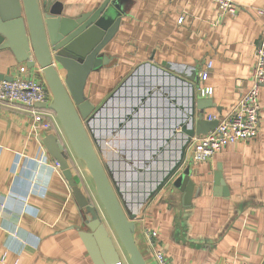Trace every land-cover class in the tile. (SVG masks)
I'll list each match as a JSON object with an SVG mask.
<instances>
[{
  "label": "crops",
  "instance_id": "0c3cea01",
  "mask_svg": "<svg viewBox=\"0 0 264 264\" xmlns=\"http://www.w3.org/2000/svg\"><path fill=\"white\" fill-rule=\"evenodd\" d=\"M37 1L46 2L60 16L74 18L104 0ZM234 2L236 12L230 14L212 0L109 1L103 14L111 19L109 25H116L98 52L101 63L85 78L83 95L98 107L101 120L115 123L99 124V137L112 141L109 148L104 141L99 159L116 161L120 185L152 160L148 167L168 164L179 145L180 125L171 128L176 119L172 118L186 111L191 86L194 97H209L213 103L200 110L202 116L218 120L251 85L263 28L255 9L264 0ZM209 60V73L202 80L199 71ZM0 74L44 82L39 68H27L9 48L0 47ZM192 74L194 80L188 76ZM201 86H210L211 94L201 95ZM143 89L147 92L140 98L136 90ZM257 99L255 136L226 143L197 163L191 161L190 139L180 164L149 197L134 204V189L121 193L129 194V200L121 201L127 212L134 213L133 238L148 264H158L155 248L172 264H264V85ZM128 111L131 117L125 116ZM56 120L58 132L54 126L33 128L29 108L0 103V264H95L80 234L88 230L85 213L43 138L53 133L70 152L72 176L84 194L85 188L94 191L93 181L85 166H79L82 162ZM187 165L192 169L188 202L173 185ZM123 169L131 171L120 172ZM106 228L115 242L112 227ZM150 230L155 231L152 238L147 237ZM123 254L122 250V264H129Z\"/></svg>",
  "mask_w": 264,
  "mask_h": 264
},
{
  "label": "water",
  "instance_id": "95a60500",
  "mask_svg": "<svg viewBox=\"0 0 264 264\" xmlns=\"http://www.w3.org/2000/svg\"><path fill=\"white\" fill-rule=\"evenodd\" d=\"M109 1L104 0L93 11L70 18L60 16L46 2L39 5L37 0H0V47L9 48L16 60L24 62L27 68H39L52 97L49 103H36L35 106L54 112L68 146L84 163L93 181L100 206L76 185L69 164L70 152L61 140L53 133L43 138L47 153L57 163L77 206L85 213L84 223L88 230L80 234L94 263L122 264L120 255L123 250L130 264H148L133 238L134 213L125 210L120 194L132 188L136 191V196H133L135 202L140 203L149 197L180 164L191 137L213 129L218 120L202 116L200 110L213 103L209 97H194L191 86L190 103L184 106L186 111L175 115L176 119L170 125L173 128L178 124L180 130L177 134L179 145L168 164L154 168L147 166L140 172L136 171L127 184L113 186L93 143L96 138L92 123L98 109L83 95L85 78L101 63L98 52L116 25H109L111 19H105L103 14ZM188 76L195 79L193 74ZM0 79L13 78L0 74ZM195 109L199 111L195 112ZM129 111L125 116L131 117ZM191 171L187 165L173 182L183 192L182 198L186 202L192 191L189 182ZM108 225L115 232V242L107 232Z\"/></svg>",
  "mask_w": 264,
  "mask_h": 264
},
{
  "label": "built area",
  "instance_id": "2783aa9c",
  "mask_svg": "<svg viewBox=\"0 0 264 264\" xmlns=\"http://www.w3.org/2000/svg\"><path fill=\"white\" fill-rule=\"evenodd\" d=\"M217 3L223 13L234 14L237 6L234 0H212ZM255 11L263 18L262 33L255 50V62L252 70V81L249 88L241 96L238 102L231 108L228 114L218 119L217 125L204 134H195L191 137L193 144L191 161L194 163L211 158L226 143L240 140H248L255 136L258 130L259 102L258 90L264 85V5ZM182 16L177 21L181 22ZM211 61H207L205 67L199 71V78L205 79L209 73ZM23 71L24 67H20ZM200 94L208 96L212 92L210 86H201ZM51 93L46 84L38 80L27 79H0V103H19L30 109L33 124L32 127L50 129L54 126L58 132L59 127L53 111L47 108L35 106L36 103H49ZM214 115H207V119H214ZM57 166V163L55 162ZM155 231H147V237L152 238ZM153 255L158 264H172L160 248L153 250Z\"/></svg>",
  "mask_w": 264,
  "mask_h": 264
},
{
  "label": "rangeland",
  "instance_id": "374dc122",
  "mask_svg": "<svg viewBox=\"0 0 264 264\" xmlns=\"http://www.w3.org/2000/svg\"><path fill=\"white\" fill-rule=\"evenodd\" d=\"M139 92V91H138ZM95 109L96 108H98V107H94ZM174 114V113H173ZM173 114H171V116L173 115ZM97 115H98V111H97ZM96 115V116H97ZM112 115H113V113H111L110 114V116L112 117ZM95 116V118H94V121H95V123H94V125H96V127L95 128H97L98 130H95L94 131V128H93V131H94V136H95V138H96V141H94L93 143H94V146H95V149H96V152H97V154H98V156L100 155L101 157L103 156V154H102V152H104L105 150H104V148H103V143H104V141H105V145H106V148H109L108 146L112 143V141H106L105 139H102L101 137H99V124L101 125V124H105L106 123V125H108L109 123H112V124H115L114 122H113V119L111 120V119H108V121H103V120H101L98 116L96 117ZM99 119H100V121H99ZM172 119H174V117L172 118ZM97 120V121H96ZM121 121V120H120ZM174 122V120L171 122V125H172V123ZM93 124V123H92ZM120 126L121 125H123V123L121 122V123H118ZM98 125V126H97ZM88 131H89V135H91V130H90V128H88ZM92 136V135H91ZM172 140H173V138H171V142H172ZM174 141V140H173ZM72 151V150H71ZM72 153H73V151H72ZM74 154V153H73ZM113 155H115V153H112ZM106 155H107V153H106ZM76 157V156H75ZM105 158H106V162L104 163V162H102V164H103V166L107 169V171H108V173H109V175H110V179H111V182H112V184H113V186H119L120 185V182L118 181V177H117V174H119V173H117V171L118 170H116V161L114 160V159H111V158H108V157H106L105 156ZM77 160H80V159H78V158H76ZM81 161V160H80ZM80 161H78V162H80ZM102 161V160H101ZM82 162V161H81ZM153 164L154 162H153V160L152 161H150L149 163H148V165H146V166H149V164ZM75 163H73V165H74ZM79 164V163H78ZM81 164V165H80ZM79 164V166L81 167V166H85L84 165V163L82 162V163H80ZM75 165H77V163L75 164ZM86 168V167H85ZM129 168V167H128ZM87 170V169H86ZM126 172V171H131V169H123V170H120V172ZM133 172H134V170H132ZM84 172V171H83ZM84 174H85V172H84ZM82 178V177H81ZM118 181V182H117ZM128 190V189H127ZM126 190V191H127ZM85 192L87 193V195H88V197L92 200V198H93V196H94V198H95V201L94 202H96L97 203V197H96V195L94 194V191H92V192H90L88 189H86L85 188ZM121 195V194H120ZM125 196V197H124ZM123 197H122V195L120 196V198H124V199H122L123 201H126V200H129V194H125ZM134 198V197H133ZM133 203L135 204V202H134V199H133ZM98 204V203H97ZM99 205V204H98ZM100 206V205H99ZM123 256H124V258H125V261L127 262V263H129L130 264V262H129V259H128V256L126 255V253L125 254H123Z\"/></svg>",
  "mask_w": 264,
  "mask_h": 264
},
{
  "label": "bare ground",
  "instance_id": "6f19581e",
  "mask_svg": "<svg viewBox=\"0 0 264 264\" xmlns=\"http://www.w3.org/2000/svg\"><path fill=\"white\" fill-rule=\"evenodd\" d=\"M146 92H147V90H146V89H143L141 93H139V92H138V94H139V97H140V98H143V97L145 96V93H146ZM97 116H99V115H97ZM97 116H96V117H97ZM96 121H97V120H96ZM94 123H95V121L93 120L92 127L94 128V131H95V130H98V129H97L98 127H97V128H95V127H96V125H94ZM97 126H98V125H97ZM130 196L132 197V194H130ZM132 198H133V197H132Z\"/></svg>",
  "mask_w": 264,
  "mask_h": 264
}]
</instances>
